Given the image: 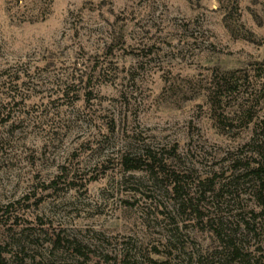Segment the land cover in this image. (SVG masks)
<instances>
[{
  "label": "rangeland",
  "instance_id": "1",
  "mask_svg": "<svg viewBox=\"0 0 264 264\" xmlns=\"http://www.w3.org/2000/svg\"><path fill=\"white\" fill-rule=\"evenodd\" d=\"M263 160L264 0H0V264H264Z\"/></svg>",
  "mask_w": 264,
  "mask_h": 264
},
{
  "label": "trees",
  "instance_id": "2",
  "mask_svg": "<svg viewBox=\"0 0 264 264\" xmlns=\"http://www.w3.org/2000/svg\"><path fill=\"white\" fill-rule=\"evenodd\" d=\"M15 1H18V0H15ZM144 159L147 161L142 160L141 158H137V157L131 158L127 155H122L119 159V162H120V165L124 166V168H126L127 171L138 170L140 168L139 166L141 163H147L151 167L150 159L147 157H145ZM261 166L264 167V160L256 164L257 170L256 169L255 170L261 171L260 169Z\"/></svg>",
  "mask_w": 264,
  "mask_h": 264
}]
</instances>
